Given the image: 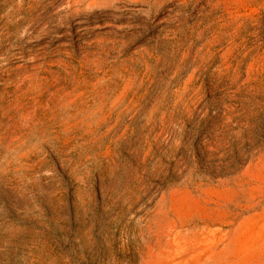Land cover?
Listing matches in <instances>:
<instances>
[{
  "label": "rangeland",
  "instance_id": "1",
  "mask_svg": "<svg viewBox=\"0 0 264 264\" xmlns=\"http://www.w3.org/2000/svg\"><path fill=\"white\" fill-rule=\"evenodd\" d=\"M0 264H264V0H0Z\"/></svg>",
  "mask_w": 264,
  "mask_h": 264
}]
</instances>
